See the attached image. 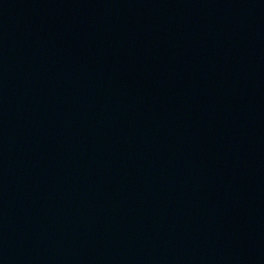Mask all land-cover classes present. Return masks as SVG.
I'll use <instances>...</instances> for the list:
<instances>
[{"label": "water", "instance_id": "water-1", "mask_svg": "<svg viewBox=\"0 0 264 264\" xmlns=\"http://www.w3.org/2000/svg\"><path fill=\"white\" fill-rule=\"evenodd\" d=\"M0 264H264V0H0Z\"/></svg>", "mask_w": 264, "mask_h": 264}]
</instances>
